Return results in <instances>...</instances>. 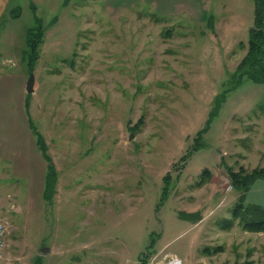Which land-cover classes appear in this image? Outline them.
<instances>
[{
  "label": "rangeland",
  "instance_id": "obj_1",
  "mask_svg": "<svg viewBox=\"0 0 264 264\" xmlns=\"http://www.w3.org/2000/svg\"><path fill=\"white\" fill-rule=\"evenodd\" d=\"M259 13L264 0H9V259L264 264V231L234 217L241 200L264 209L244 199L264 177L240 191L230 176L264 170V82L239 71Z\"/></svg>",
  "mask_w": 264,
  "mask_h": 264
},
{
  "label": "trees",
  "instance_id": "obj_2",
  "mask_svg": "<svg viewBox=\"0 0 264 264\" xmlns=\"http://www.w3.org/2000/svg\"><path fill=\"white\" fill-rule=\"evenodd\" d=\"M258 18L259 21L251 33L250 46L247 55L241 61L239 71L242 72L241 74L243 75H249L251 79L256 82H264V20H262V15L260 13L258 14ZM41 37L42 35L36 37L33 34L30 36L29 33L28 40L30 45H33L34 50L39 47V40L37 39ZM240 171L241 173L239 174L231 172L230 175L232 184L234 185L233 187L238 188L240 191H247L254 181L264 177V170L254 171L251 174H242V170ZM253 212L255 215L250 216L252 215L250 213ZM234 217H242L241 220L243 221L242 223L246 230L255 232L264 231V209L261 207L259 208L258 206L253 205L246 206L244 201L241 200L240 206H238L234 212Z\"/></svg>",
  "mask_w": 264,
  "mask_h": 264
},
{
  "label": "crops",
  "instance_id": "obj_3",
  "mask_svg": "<svg viewBox=\"0 0 264 264\" xmlns=\"http://www.w3.org/2000/svg\"><path fill=\"white\" fill-rule=\"evenodd\" d=\"M9 0H0V17L7 12ZM239 198V195H238ZM245 203L264 207V178L257 180L246 193Z\"/></svg>",
  "mask_w": 264,
  "mask_h": 264
},
{
  "label": "built area",
  "instance_id": "obj_4",
  "mask_svg": "<svg viewBox=\"0 0 264 264\" xmlns=\"http://www.w3.org/2000/svg\"><path fill=\"white\" fill-rule=\"evenodd\" d=\"M8 228L5 222L0 221V264H22L9 259L7 256Z\"/></svg>",
  "mask_w": 264,
  "mask_h": 264
},
{
  "label": "water",
  "instance_id": "obj_5",
  "mask_svg": "<svg viewBox=\"0 0 264 264\" xmlns=\"http://www.w3.org/2000/svg\"><path fill=\"white\" fill-rule=\"evenodd\" d=\"M34 84H35V76H34V74H31L30 78H29V80L27 82V86H26L27 92H29V93L34 92ZM49 251H50L49 248H44L43 249V252H45V253L49 252Z\"/></svg>",
  "mask_w": 264,
  "mask_h": 264
},
{
  "label": "bare ground",
  "instance_id": "obj_6",
  "mask_svg": "<svg viewBox=\"0 0 264 264\" xmlns=\"http://www.w3.org/2000/svg\"><path fill=\"white\" fill-rule=\"evenodd\" d=\"M179 263H180L179 260L176 259V260H173L170 264H179Z\"/></svg>",
  "mask_w": 264,
  "mask_h": 264
}]
</instances>
